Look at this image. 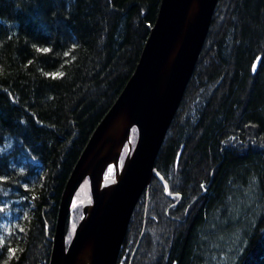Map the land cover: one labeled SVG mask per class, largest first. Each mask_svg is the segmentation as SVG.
I'll return each instance as SVG.
<instances>
[{"label":"trees","instance_id":"1","mask_svg":"<svg viewBox=\"0 0 264 264\" xmlns=\"http://www.w3.org/2000/svg\"><path fill=\"white\" fill-rule=\"evenodd\" d=\"M161 2L0 0V264H49L66 184ZM223 2L157 157L173 197L154 182L132 264H264V0Z\"/></svg>","mask_w":264,"mask_h":264},{"label":"water","instance_id":"2","mask_svg":"<svg viewBox=\"0 0 264 264\" xmlns=\"http://www.w3.org/2000/svg\"><path fill=\"white\" fill-rule=\"evenodd\" d=\"M218 3L162 0L134 74L93 132L66 184L49 264H119L134 212L144 194L149 197L153 180L161 181L172 196L156 160L194 76ZM133 128L138 130L134 149ZM113 168L114 175H107ZM87 179L91 197L82 203V218L68 244L74 199Z\"/></svg>","mask_w":264,"mask_h":264},{"label":"rangeland","instance_id":"3","mask_svg":"<svg viewBox=\"0 0 264 264\" xmlns=\"http://www.w3.org/2000/svg\"><path fill=\"white\" fill-rule=\"evenodd\" d=\"M228 0H224V4L227 2ZM170 131V130H169ZM169 133V132H168ZM168 135V134H167ZM131 140H132V148L134 149L136 143H137V140H138V136L136 137V139H133L132 136H131ZM127 153H128V145L126 146L125 150L123 151V154H122V157H121V163L125 160L126 156H127ZM157 161V160H156ZM115 172V169L113 168L112 171L110 170L108 174H110L111 172ZM114 175V173H113ZM113 175H109V176H113ZM155 181H159L158 179H154L153 182H152V186L154 185V182ZM161 182V181H159ZM151 186V188H152ZM91 197V188H90V182L89 180L88 181H85L83 183V185L80 187V189L78 190L76 196H75V199H74V205H75V208H78V207H81L82 206V203L87 200L88 198ZM146 197V194H144V196L142 197L143 199ZM142 200V199H141ZM140 200V201H141ZM140 203V202H139ZM139 205V204H138ZM79 217V215H78ZM82 218V213H81V216L78 220V222H74L72 221V223L70 224L69 223V226H68V232H67V243L69 244L71 242V239H72V236H73V233H74V230L76 228V226L78 225L79 221L81 220ZM142 240V239H141ZM141 242V241H140ZM132 250V249H131ZM136 250V249H135ZM134 255H135V251L132 255V259H131V262L133 261V258H134ZM130 257V256H129ZM121 258V257H120ZM129 261V260H128ZM128 264V263H127Z\"/></svg>","mask_w":264,"mask_h":264},{"label":"flooded vegetation","instance_id":"4","mask_svg":"<svg viewBox=\"0 0 264 264\" xmlns=\"http://www.w3.org/2000/svg\"><path fill=\"white\" fill-rule=\"evenodd\" d=\"M163 184V183H162ZM166 193V192H165ZM170 194V193H169ZM167 195V194H166ZM170 195H172L170 198H172L173 197V194H170ZM168 196V195H167ZM143 199V198H142ZM145 199V213H144V217H143V225H142V228H141V231H140V233H139V236H138V238H137V242L135 243V245L132 247V250L130 251V255H128V257H127V259L129 260L128 262H129V264H132V262H131V259H132V255H133V253H134V251H135V255H136V252H137V250H138V247H139V245H140V241H142L141 239H143V235H144V232H145V230H146V227H147V223H148V219H149V217H150V213H149V202H150V195H149V197L147 198V197H145L144 198ZM180 201H181V198H179V200L177 201V203H180ZM136 240V239H135ZM136 249V250H135ZM0 255H2V252H1V250H0ZM135 255H134V257H135ZM130 256V257H129ZM121 257V256H120ZM134 259V258H133Z\"/></svg>","mask_w":264,"mask_h":264},{"label":"bare ground","instance_id":"5","mask_svg":"<svg viewBox=\"0 0 264 264\" xmlns=\"http://www.w3.org/2000/svg\"><path fill=\"white\" fill-rule=\"evenodd\" d=\"M73 235H74V233H73ZM86 251V252H85ZM85 251H84V253L82 254V257H84V258H86L87 256H88V253H91V248H90V250H88V249H85ZM120 261V260H119Z\"/></svg>","mask_w":264,"mask_h":264},{"label":"snow or ice","instance_id":"6","mask_svg":"<svg viewBox=\"0 0 264 264\" xmlns=\"http://www.w3.org/2000/svg\"><path fill=\"white\" fill-rule=\"evenodd\" d=\"M38 51H39V49H38ZM43 51H48V49H44ZM52 75H57V74H52ZM59 75H62V74H59Z\"/></svg>","mask_w":264,"mask_h":264}]
</instances>
